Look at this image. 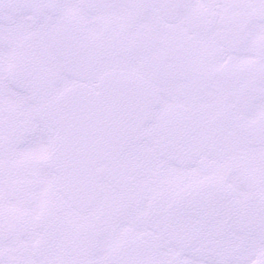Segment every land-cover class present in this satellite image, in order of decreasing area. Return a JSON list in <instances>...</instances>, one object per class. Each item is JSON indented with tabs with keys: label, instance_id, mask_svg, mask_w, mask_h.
<instances>
[{
	"label": "snow or ice",
	"instance_id": "6c2138e0",
	"mask_svg": "<svg viewBox=\"0 0 264 264\" xmlns=\"http://www.w3.org/2000/svg\"><path fill=\"white\" fill-rule=\"evenodd\" d=\"M0 264H264V0H0Z\"/></svg>",
	"mask_w": 264,
	"mask_h": 264
}]
</instances>
